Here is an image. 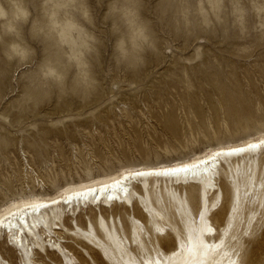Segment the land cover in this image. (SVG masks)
I'll return each instance as SVG.
<instances>
[{
    "label": "rangeland",
    "instance_id": "1",
    "mask_svg": "<svg viewBox=\"0 0 264 264\" xmlns=\"http://www.w3.org/2000/svg\"><path fill=\"white\" fill-rule=\"evenodd\" d=\"M28 6L33 19L41 16V0H29ZM87 6L92 22L84 26L94 39L88 59L96 82L87 97L63 95L53 86L42 103L22 105L42 62L60 59L61 53L33 36L31 22L22 26L21 41L34 50L29 61H9L7 44L0 46V204L30 188L52 191L87 171L183 156L264 128V27L251 0H140L150 42L135 64L121 62L115 51L120 36L109 18L111 0H87ZM238 9L246 13L244 22ZM258 165L264 168V157ZM221 169L225 200L212 217L219 230L232 195L230 165ZM182 191L197 210L194 189ZM161 200L166 217L175 222L170 201ZM252 208L254 201H247L243 215ZM101 212L106 218L121 216L125 225L131 212L149 227L153 222L137 204L86 209L79 221ZM71 223L72 218L61 224L64 245L80 264H103L91 246L69 238ZM35 252L48 264L59 262L44 250ZM0 254L7 264H21L5 235ZM251 254L256 264H264V222L243 246L245 263Z\"/></svg>",
    "mask_w": 264,
    "mask_h": 264
},
{
    "label": "bare ground",
    "instance_id": "2",
    "mask_svg": "<svg viewBox=\"0 0 264 264\" xmlns=\"http://www.w3.org/2000/svg\"><path fill=\"white\" fill-rule=\"evenodd\" d=\"M261 157L264 128L183 156L125 163L97 174L87 171L52 191L30 188L0 204V238L5 235L21 264H48L35 257V250L52 254L57 264H80L61 236V224L72 218L69 238L91 246L103 264H256L253 254L246 263L242 255L243 246L254 240L264 222ZM225 164L230 165L232 195L219 230L212 217L224 205L219 180ZM187 188L194 189L197 210L182 191ZM163 196L172 205L175 222L166 217ZM247 201H254V208L244 216ZM135 204L153 221L150 227L132 212L125 217L128 225L121 216L106 218L102 212L83 224L79 221L86 209L134 208ZM0 264H7L1 254Z\"/></svg>",
    "mask_w": 264,
    "mask_h": 264
},
{
    "label": "clouds",
    "instance_id": "3",
    "mask_svg": "<svg viewBox=\"0 0 264 264\" xmlns=\"http://www.w3.org/2000/svg\"><path fill=\"white\" fill-rule=\"evenodd\" d=\"M139 2L111 0L109 18L114 32L120 36L115 51L119 60L128 64L139 62L150 42L139 14ZM41 3L42 14L33 19L29 0H0V46L7 44L4 55L9 61L27 62L34 55V50L21 42L22 26L29 22L35 38L48 41L61 53L60 59L52 57L42 62L21 104L42 103L49 98L53 86L63 95L87 97L96 84L88 59L94 50V39L84 26L92 22L87 0H41ZM251 3L264 27V0H251ZM238 12L244 22L245 11L238 9Z\"/></svg>",
    "mask_w": 264,
    "mask_h": 264
},
{
    "label": "snow or ice",
    "instance_id": "4",
    "mask_svg": "<svg viewBox=\"0 0 264 264\" xmlns=\"http://www.w3.org/2000/svg\"><path fill=\"white\" fill-rule=\"evenodd\" d=\"M251 147H258V145H252ZM139 175H143V174L141 173V174H139Z\"/></svg>",
    "mask_w": 264,
    "mask_h": 264
}]
</instances>
